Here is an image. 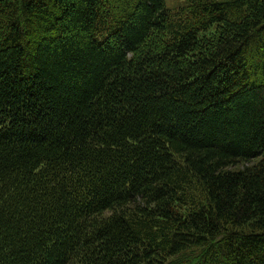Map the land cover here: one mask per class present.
I'll return each instance as SVG.
<instances>
[{
	"label": "trees",
	"instance_id": "1",
	"mask_svg": "<svg viewBox=\"0 0 264 264\" xmlns=\"http://www.w3.org/2000/svg\"><path fill=\"white\" fill-rule=\"evenodd\" d=\"M0 264H264V0H0Z\"/></svg>",
	"mask_w": 264,
	"mask_h": 264
},
{
	"label": "rangeland",
	"instance_id": "2",
	"mask_svg": "<svg viewBox=\"0 0 264 264\" xmlns=\"http://www.w3.org/2000/svg\"><path fill=\"white\" fill-rule=\"evenodd\" d=\"M188 1L189 0H167V6L172 10H176L182 7ZM203 1H206V0H203Z\"/></svg>",
	"mask_w": 264,
	"mask_h": 264
}]
</instances>
